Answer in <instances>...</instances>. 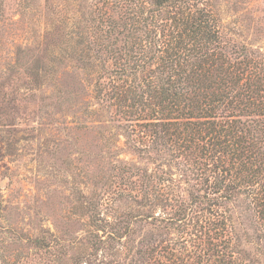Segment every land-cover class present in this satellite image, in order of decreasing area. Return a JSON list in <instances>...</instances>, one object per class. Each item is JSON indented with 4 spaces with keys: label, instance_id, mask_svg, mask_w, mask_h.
Returning <instances> with one entry per match:
<instances>
[{
    "label": "rangeland",
    "instance_id": "obj_1",
    "mask_svg": "<svg viewBox=\"0 0 264 264\" xmlns=\"http://www.w3.org/2000/svg\"><path fill=\"white\" fill-rule=\"evenodd\" d=\"M101 1L0 0V264L166 263L141 251L151 241L176 248L184 236L193 249L199 235L198 219L164 229L158 219L172 208L164 198L155 207L142 197L155 174L161 194L187 200L200 174L172 144L141 132L136 96L118 99L114 87L125 78L95 46ZM208 4L229 50L263 68L264 0ZM225 206L224 238L236 258L263 261V221L250 199Z\"/></svg>",
    "mask_w": 264,
    "mask_h": 264
},
{
    "label": "trees",
    "instance_id": "obj_2",
    "mask_svg": "<svg viewBox=\"0 0 264 264\" xmlns=\"http://www.w3.org/2000/svg\"><path fill=\"white\" fill-rule=\"evenodd\" d=\"M101 3L95 46L99 59L112 60L115 73L125 78L126 84L114 87L118 99L136 96L141 132L172 144L189 170L200 174L182 201L176 192L172 198L161 194L156 175H148L143 199L156 207L164 198L173 210L158 222L179 230L198 219L193 228L199 235L193 249L187 244L192 237H182L176 248L162 242L161 250L151 241L142 257L157 253L167 260L153 258V264H187L184 258L188 264H247L236 258L232 239L224 238L230 235L222 209L245 195L264 226V67L223 43L208 0ZM135 175L130 172L131 179ZM124 224L127 234L130 222ZM261 237L264 241V230ZM177 249L180 255L173 262ZM258 263L264 264V258Z\"/></svg>",
    "mask_w": 264,
    "mask_h": 264
}]
</instances>
